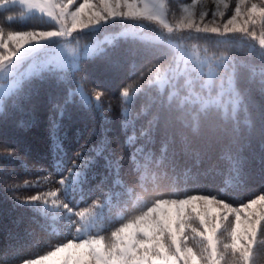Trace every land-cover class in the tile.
I'll return each instance as SVG.
<instances>
[{"label":"snow or ice","instance_id":"snow-or-ice-1","mask_svg":"<svg viewBox=\"0 0 264 264\" xmlns=\"http://www.w3.org/2000/svg\"><path fill=\"white\" fill-rule=\"evenodd\" d=\"M210 3L215 7L208 6L206 0H192L187 4L184 0L178 3L174 0H0V8L6 11L18 6L21 18L31 28L5 32L4 27H0V112L6 100L12 102L24 96L34 78L46 80L69 65L76 70L82 58L103 52L99 41L93 46L85 44L79 53L68 49L69 44L128 21H136L138 26L145 22L158 25L159 45L145 48L142 66L134 67L129 77L132 83L122 88L120 97L125 128L131 123L129 108L138 95L149 97L151 103L137 113V117H143L153 105L155 111L150 113L151 118L140 129L139 136L146 146L157 140L163 145L155 153L145 147L131 152L129 167L134 171L123 183L120 178L115 179L118 190L112 187L110 176L113 171L119 176L121 158L109 151L104 157L109 176L90 190L95 202L87 210L74 212V196L81 194L84 199L81 188L87 179L86 170L93 165L89 153L100 157L107 143L96 149L82 148L75 153L70 166H65L67 153L55 136L60 125L53 120L52 161L35 162L37 165L48 163L52 171L36 168L42 180L16 183L15 172L5 167L0 169V187L7 185V192L18 206L39 209L45 215L49 214L50 207L61 210L57 214L65 219L69 228L80 225L75 228L79 235L56 245L38 242V249L47 247L49 250L47 254L32 257L14 245H0V264H221L225 258L227 264H256L257 236H264V189L239 208H233L223 192L218 195L183 193L184 198L146 202L141 200L136 187L143 189L149 178L154 183L171 180L167 173L175 172V153L169 152L171 141L167 135V116L172 113L179 112V118L191 123L194 130L215 118L238 132L241 116L243 123L251 127L254 118L251 92L258 87L264 94V69L258 82L248 78L245 83L246 70L252 76L255 70L242 64L228 49L218 53L204 48L201 57L197 45L189 49L182 42L207 40V34H216L224 38L221 43L225 45L247 42L253 55L264 60V0H233L231 6L226 0H210ZM180 12L184 13L182 19ZM225 12L230 18L220 22ZM242 16L241 24L238 18ZM7 19L11 22L13 17ZM248 25H252V30ZM182 29L187 30L186 36L180 34ZM173 40L177 43L173 44ZM49 50L56 55L46 56ZM138 82L140 86L134 88ZM149 85L158 86L156 96L151 95L153 88ZM74 88L75 92H68L64 101L55 105L60 116L77 94L84 104L92 105L94 100L93 106L97 110L102 108L103 91L92 89L89 94L86 80ZM259 116L264 136V107ZM161 121L164 127L159 126ZM136 142L135 133L127 136V145ZM18 159L15 148L0 144V161ZM231 159L233 170L240 172L244 161L239 152ZM25 171H28L27 166ZM41 185L49 190L23 199L16 195L23 189L36 187L39 190ZM141 204L143 207L138 214L128 215L135 210L134 205ZM258 205L261 207L256 210ZM117 207L125 213L119 219L112 215V209ZM229 216H233L234 221L223 228ZM106 231L110 232L107 239L102 234ZM225 233L227 236L222 240ZM190 240L196 244L189 246ZM261 243L264 244V240Z\"/></svg>","mask_w":264,"mask_h":264},{"label":"trees","instance_id":"trees-1","mask_svg":"<svg viewBox=\"0 0 264 264\" xmlns=\"http://www.w3.org/2000/svg\"><path fill=\"white\" fill-rule=\"evenodd\" d=\"M9 16L13 17L11 22L7 19ZM0 27L16 31L31 30L28 22L21 18L18 6L9 11L0 8ZM158 45L135 37L121 36L108 43L102 53L82 58L76 70H57L46 80L34 78L32 87L25 95L12 102L6 100L0 112V144L15 148L20 157L14 161H0V169L6 167L14 171L16 183L42 180L35 169L43 167L51 172L52 168L48 163L37 165L35 162L52 161L51 125L53 120H57L60 126L55 136L67 153L65 166H70L75 153L82 148L96 149L107 143V149L100 157H96L94 152L89 153L93 157V165L86 170L87 179L81 188L84 199H81V194L74 196V212L87 210L95 202V196L90 194V190L109 176L104 167V157L109 151L114 157L121 158L119 176L115 171L110 176L112 187L118 190L115 179L120 178L123 183L134 171L129 167L131 152L137 147H145L155 153L163 147L158 140L146 146L139 136L140 129L151 118L150 113L155 111L153 105L143 117H137V113L151 103L149 97L138 95L135 103L130 106L131 123L127 128L124 125L120 97L122 88L132 83L129 77L134 67L142 66L145 48ZM241 49L238 48L237 52L244 60L241 63L255 70L254 76L246 70L244 82L247 83L248 78L258 82L260 72L264 69V60L253 55V52L245 54ZM259 64L261 66L258 69ZM85 80L89 94L92 89L105 93L101 98L102 108L97 110L93 106L95 102L92 105L84 104L77 94L65 105V114L60 116L55 105L62 103L68 92H75L74 85L83 84ZM139 86V82L133 85L134 88ZM149 87L153 88L151 95L156 96L158 86ZM251 95L254 106L251 127L243 123L241 116L238 132H233L230 124H222L215 118L194 130L191 123H185L179 118V112L167 116V135L171 141L169 152L175 153V172L167 173L171 180L154 183L149 178L144 182L143 189L136 185L141 200L152 202L158 198H184L183 193L218 195L223 192L227 201L240 204L264 189V136L261 134L259 116L260 109L264 107V94L255 87ZM159 126L164 127V122L161 121ZM133 133L136 134L137 142L135 145H127V136ZM237 151L244 161L240 172L234 171L232 166L231 158ZM25 166L28 171H25ZM6 188L7 185L0 187V245H14L32 257L33 254H45L49 250L47 247L38 249V242L56 245L77 237L75 228L80 225L69 228L65 219L57 214L61 210L50 207L49 214L45 215L39 209L18 206ZM48 190L41 185L39 190L36 187L23 189L16 195L23 199ZM142 207V204L134 205L135 210L128 215L138 214ZM112 215L119 219L125 213L117 207L112 209ZM74 219L79 220V217ZM102 234L106 239L110 236L108 231ZM257 250L264 251V244L258 245Z\"/></svg>","mask_w":264,"mask_h":264},{"label":"rangeland","instance_id":"rangeland-1","mask_svg":"<svg viewBox=\"0 0 264 264\" xmlns=\"http://www.w3.org/2000/svg\"><path fill=\"white\" fill-rule=\"evenodd\" d=\"M174 2L178 3L179 0H174ZM192 0H184V3H191ZM226 2L231 6L233 3V0H226ZM206 3H208V6L210 7H215V5H211L210 0H206ZM178 15L180 16V18H183L184 13L180 12L178 13ZM227 18H230L228 13L225 12V16L223 18H221L220 22H224V20H226ZM243 19L244 17H239L238 21L239 23H243ZM172 20L171 18L169 19V23H171ZM249 29L252 30V25H248ZM5 29V28H4ZM9 31H16V30H12V29H5V32H9ZM256 31H257V35H259V24L256 25ZM122 32H127L128 35L122 36V37H135V38H139L145 41H150L152 43H159L160 38H161V34L159 31V27L158 25H156L153 22H145L143 26H138V22L136 21H128L125 22L123 24H117L114 25L112 27H110L108 30L106 31H99V32H94L92 34H90L88 37H86L85 39H81L79 41V43H74V44H69L67 46L68 49L75 51V52H80L83 48V46L85 44L93 46L95 45L98 41L101 42V47L104 48L106 45H108L109 42L108 39H111L112 37H115V39H111V42L115 41L117 38L121 37V35H119ZM180 34L181 35H187V30H180ZM195 35V34H194ZM200 35H204V34H200ZM209 36V39L207 40H200V41H196V40H185L182 42L183 46L186 48H191V45L195 44L198 46V51H199V55L201 57H203L204 52L203 49L204 48H208L211 49L212 51L218 52V53H222L224 52L225 49H228L229 51H231L241 62L244 60L241 57L240 53L238 52V48L242 47V52L249 53L252 52V50H250L248 48V44L245 41H241L238 43H233V44H228L225 45L223 43H221V41L224 39L223 37H219L216 34H207ZM231 35V34H229ZM70 39V38H69ZM110 42V43H111ZM173 44H176L177 41L173 40L172 41ZM259 46L257 45V48ZM46 56H54L56 55L55 51L49 50L47 53H45ZM80 64V63H79ZM78 64V66H79ZM77 66V67H78ZM261 65H258V69ZM62 70H73V68L71 67V65L65 67ZM205 72L207 71V69H204ZM93 102H95L93 100ZM92 102V103H93ZM123 162V160H122ZM194 195H208V194H194ZM254 198V197H253ZM163 199H176V198H163ZM229 202V201H227ZM247 202V201H246ZM243 202V203H246ZM233 208H239L243 203L240 204H234L232 202H229ZM261 206H257L256 210H259ZM234 221V217L233 216H229L228 221L223 223V228H227L229 226V224L231 222ZM79 234L77 233V236ZM219 235V233H218ZM227 236V233L224 234L223 237H221L222 240L225 239V237ZM109 238V236H108ZM264 240V236H261L258 234L257 236V246L262 244L261 241ZM194 244H196V241H189V246H193ZM258 254L256 257V264H264V251L263 250H257ZM47 254V253H45ZM221 264H227V258H225L224 261L221 262Z\"/></svg>","mask_w":264,"mask_h":264}]
</instances>
